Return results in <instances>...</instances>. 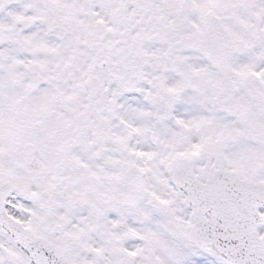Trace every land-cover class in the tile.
Listing matches in <instances>:
<instances>
[{"label":"snow or ice","instance_id":"1","mask_svg":"<svg viewBox=\"0 0 264 264\" xmlns=\"http://www.w3.org/2000/svg\"><path fill=\"white\" fill-rule=\"evenodd\" d=\"M0 264H264V0H0Z\"/></svg>","mask_w":264,"mask_h":264}]
</instances>
